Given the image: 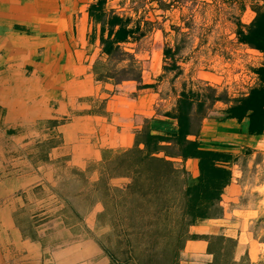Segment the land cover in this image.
<instances>
[{"label":"rangeland","instance_id":"1","mask_svg":"<svg viewBox=\"0 0 264 264\" xmlns=\"http://www.w3.org/2000/svg\"><path fill=\"white\" fill-rule=\"evenodd\" d=\"M253 8L262 10L263 1L104 0L100 8L104 13L114 12L123 19H131L132 24L140 22L144 35L120 47L139 63L142 84L149 87L139 92L134 81L97 80L94 66L107 61L98 41L99 55L90 69L98 82L94 88L88 89V106L83 111L72 108L69 115L53 124H65L67 128L68 124L75 123L71 129L83 135L82 140L92 142L96 136L91 121L85 128L80 127L79 121L72 122L86 113L105 117L119 131L137 125L134 141L144 126H148L152 134L172 137L177 130L176 122L164 117L173 115L181 92L204 94L203 89L211 87L217 95L229 100L248 94L259 84L255 69L264 63V55L240 43L237 33L246 29ZM48 12L51 11L38 10L39 16L36 14L40 28L49 30L44 33L57 35L60 30L65 31V26L42 25L49 22L45 20ZM96 15L98 12L94 11L93 22H98L94 18ZM146 22L148 26L144 25ZM166 51L167 55L164 54ZM126 63L127 59L115 66ZM2 69L4 67H0ZM24 69L28 71V68ZM4 84L3 79L0 88ZM91 99L95 101L91 102ZM230 105L231 102H215L202 121L197 138L201 149L224 155L217 162L229 172L221 196L223 212L214 218L216 222H209L216 224V233L200 234L207 229L197 228L203 220H196L187 227L188 238L177 251L174 261L162 256L161 244H151L150 234L162 227V218H156L155 199L149 195L133 199L131 192L124 188L130 178L115 173L112 162L125 150L101 149L97 155L80 156L83 152L76 148L78 139L64 138L60 127L55 129V138L42 140V131L50 126L45 121L23 123V131L33 130L41 134L34 138L32 153H24L27 158H32L29 160L33 167L21 170L23 175L37 178L28 187L16 186L17 191L12 188L9 199L17 197L22 200L23 206L15 210L21 209L22 213L16 212L14 220L22 230L23 238L37 241L39 234L42 236L39 233L42 226L58 222L64 239L71 236V239L94 241L102 249V256L108 258V264H264V134L251 138L254 141L250 142L241 137V124L239 133L229 132L230 128L226 131L228 127L224 125ZM6 109L11 114L13 108L7 105ZM145 112L148 116L144 117ZM3 117L4 112H1L0 129L14 126L12 122H3ZM154 119L158 123L151 127L150 120ZM127 145L124 143V147ZM52 146L55 154L48 155ZM156 156L162 157L164 153ZM167 160L173 167L186 172V184L197 183L198 162L192 167L176 158L167 157ZM27 211L32 217L23 214ZM213 236L221 239L212 244L213 254H208L209 238ZM190 240L205 242V251L200 244H187ZM39 241L43 243L41 238Z\"/></svg>","mask_w":264,"mask_h":264},{"label":"crops","instance_id":"2","mask_svg":"<svg viewBox=\"0 0 264 264\" xmlns=\"http://www.w3.org/2000/svg\"><path fill=\"white\" fill-rule=\"evenodd\" d=\"M98 1L0 0V67H4L0 70V81L5 80V84L0 88V114L4 112L3 122L14 123L13 127L0 129V264L109 263L108 258L102 256V249L94 241L82 238L71 239V236L64 239L63 229L59 230L58 222L42 226L40 232L38 229L37 232L42 236L38 233L37 241L24 239L22 230L14 220L16 212L22 213L21 209L15 211L16 207L23 206L22 200L17 197L9 200L12 188L17 191L16 186L28 187L37 178V176L23 175L21 170L33 167L29 160L32 158H27L24 153L26 155L32 153L31 148H35L34 138H39L41 134L33 130L23 131V123L38 121L50 123V126L42 131V140L55 138V129L62 128L64 138L72 136L78 139L76 148L79 152H83L80 156L90 153L97 155L101 149L124 151L132 146L137 125L132 129L124 128L119 131L117 126L114 128L113 123L109 124L103 116L85 113L77 116L78 119H72V122L79 121L82 124L81 128H85L86 123L91 121L96 136V140L91 142L87 139L82 140L83 135L71 129L75 127V123L68 124L67 129L65 124L56 126L55 122L69 115L72 108L83 111L88 106L89 87L94 88L98 82L90 69L95 57L99 55L100 25L98 22H93L92 17L89 16V7ZM38 10L51 11L45 16V20L49 22L42 25L51 27L56 25L57 28L65 26L66 30H60L61 33L57 35L44 33L49 30L40 28ZM24 68H28V71ZM41 74L44 76L42 77ZM92 100L95 101L91 99V102ZM109 102L110 100L105 103L106 111ZM7 105L13 108L11 114L7 112ZM118 105L116 102L117 109ZM144 114V117L148 116L147 112ZM245 120L239 123L236 119L227 118L224 126L228 127V130H224L229 131L230 128L229 132H238L241 124V137L253 142L254 139L251 138L259 136L248 134V121ZM150 123L152 127L153 123L158 121L154 119L150 120ZM14 129V133L11 132ZM124 143L128 145L124 147ZM54 154L55 147L52 146L48 155ZM176 159L192 167L198 162L195 158ZM190 181L193 183L194 180L191 178ZM23 214L32 217L31 212L27 211ZM209 222L216 220L206 219L196 226L206 227L207 231L200 234L216 233V224ZM40 238L44 244L39 241ZM190 243L200 244V248L205 251L206 244L202 240L187 242Z\"/></svg>","mask_w":264,"mask_h":264},{"label":"trees","instance_id":"3","mask_svg":"<svg viewBox=\"0 0 264 264\" xmlns=\"http://www.w3.org/2000/svg\"><path fill=\"white\" fill-rule=\"evenodd\" d=\"M262 1L263 9L253 8L246 29L238 30L237 34L240 43L264 55V0ZM102 3L104 0H99L89 9L90 16L94 11L98 12L94 18L100 23V48L107 56L105 63L98 62L94 66L97 80L115 79L116 83L134 81L137 90L148 88L149 85L142 84L139 63L120 47L121 44L136 41L144 35L140 22L132 24L131 19H123L114 12L106 14L100 10ZM144 25L148 26L149 23ZM164 54L167 55V51ZM125 59L128 63L124 66H115ZM255 73L259 84L248 94L235 99L229 100L217 95L211 87H205L204 94L181 92L173 115L166 114L164 117L176 122V133L172 137L155 135L148 126H144L136 134L134 146L120 153L112 162L117 175L130 178L124 188L131 192L133 199L148 195L155 199L156 218H162V227L150 234L151 244H161V254L168 261L175 260L177 251L188 238L187 227L196 220L218 218L223 212L224 202L221 196L228 183L229 172L217 161L224 155L201 149L197 141L202 121L213 104L218 101L227 104L231 102L227 108V118L236 119L239 123L247 119L249 135L264 134V63L255 69ZM160 152L164 156H156ZM167 157L197 159V183L191 186L186 184V172L173 167ZM220 239L214 236L209 238L208 254H213L212 244Z\"/></svg>","mask_w":264,"mask_h":264}]
</instances>
